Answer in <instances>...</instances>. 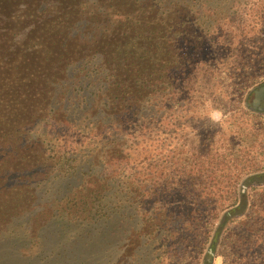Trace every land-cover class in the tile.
I'll use <instances>...</instances> for the list:
<instances>
[{
    "label": "trees",
    "instance_id": "1",
    "mask_svg": "<svg viewBox=\"0 0 264 264\" xmlns=\"http://www.w3.org/2000/svg\"><path fill=\"white\" fill-rule=\"evenodd\" d=\"M261 14L0 0V264H264Z\"/></svg>",
    "mask_w": 264,
    "mask_h": 264
},
{
    "label": "rangeland",
    "instance_id": "2",
    "mask_svg": "<svg viewBox=\"0 0 264 264\" xmlns=\"http://www.w3.org/2000/svg\"><path fill=\"white\" fill-rule=\"evenodd\" d=\"M257 18L260 20L261 23L264 24V14L259 15ZM257 18H256V19H257ZM251 57L253 58V53L251 54ZM117 115H118V114H117ZM213 117H214L213 120L216 122V120H220V118H221V113H219V112H214ZM116 120L120 122L122 119H120V116H117V117H116ZM121 122L124 123V122H127V121H121ZM216 123H217V122H216ZM226 126H227V124H225V125L223 126L224 130H225Z\"/></svg>",
    "mask_w": 264,
    "mask_h": 264
}]
</instances>
